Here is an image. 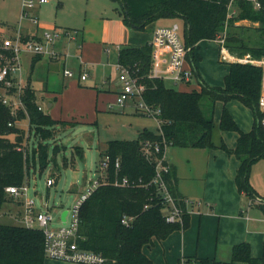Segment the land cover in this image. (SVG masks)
Returning a JSON list of instances; mask_svg holds the SVG:
<instances>
[{"label":"trees","instance_id":"trees-1","mask_svg":"<svg viewBox=\"0 0 264 264\" xmlns=\"http://www.w3.org/2000/svg\"><path fill=\"white\" fill-rule=\"evenodd\" d=\"M128 28L143 30L158 19H180L182 40L188 49L186 58L192 72L199 79L195 67L196 50L201 40L219 41V47L239 57L264 58V0H111ZM235 4L236 15H229V7ZM239 21L257 23L245 27ZM257 35L250 42L247 33ZM118 68L125 69L138 85L143 87L142 102L151 109H158L156 131L142 129L136 139H112L105 143L100 158L108 156L104 169V181L99 180L79 210L77 247L101 255L108 264H153L142 247L153 240H164L176 230L186 229L189 213L179 193L175 168L169 164L167 171L156 177V159L165 148L219 149L232 154L237 161L234 184L239 193L246 195L264 215L263 201L249 184L251 165L264 159V132L258 109V96L262 69L251 63H227L223 86H209L199 81V90L179 91L167 88L161 77L152 76L151 45L125 46L118 50ZM236 99L253 113V124L244 132L237 125L225 106L222 107L218 128L221 132L234 131L233 148L220 140L213 141L214 105ZM22 106L11 113L10 107L0 103V209L13 202L5 188L20 187L29 173V163L38 164L42 172L49 163L48 143L54 139L57 126H75L74 123L56 121L39 109L35 91L27 84L21 88ZM27 120L25 131L16 125ZM10 123V125H9ZM10 136H13L11 139ZM33 139V143L30 140ZM151 144L150 155L144 154V144ZM155 145L158 151H155ZM17 147L21 149L18 150ZM54 145V154L60 149ZM75 155L82 159L81 147H75ZM100 160V161H101ZM118 161L119 166L114 163ZM66 165V164H65ZM122 179L126 184L121 185ZM180 210L181 221H165L162 187ZM127 220L124 224L122 220ZM44 236L41 230L24 225L0 223V264H44ZM199 264H264L260 257L251 254L250 245L240 242L232 245L227 261L196 259ZM192 264L193 259H188ZM181 264V263H179Z\"/></svg>","mask_w":264,"mask_h":264},{"label":"crops","instance_id":"crops-1","mask_svg":"<svg viewBox=\"0 0 264 264\" xmlns=\"http://www.w3.org/2000/svg\"><path fill=\"white\" fill-rule=\"evenodd\" d=\"M18 4L17 26L7 36L19 31L23 36L38 37L45 29L76 32L74 39L60 38L54 44L53 49L59 54L57 59L23 55L17 77L19 87L29 84L35 91L37 105L52 119L72 122L76 126L95 125L100 113L109 112L115 106L112 104L121 90L118 50L150 44L157 27L180 20L158 19L143 30H134L125 26L111 0H52L31 11L38 21L33 24L29 19H20V0ZM2 36L0 34V40L7 37ZM225 56L230 58L228 54ZM185 66L192 67L188 58ZM64 69L72 71L73 76H64ZM81 74H86L84 80L79 78ZM189 87L180 91L199 90L200 85ZM110 93H115V99L109 98ZM133 106L129 101L122 105L124 109ZM22 121L27 123V120ZM174 148L178 147L167 149L166 158L175 168L178 191L189 213V225L172 232L164 240H153L143 247V253L153 264L154 250L160 248L168 259H175V264L189 258L193 259V264H199L196 259H216L218 254L225 253L230 256L234 244L250 242L252 245L250 227L254 220L241 206L244 194L239 193L234 184L237 161L233 169L230 164L227 166L225 155L219 151L196 148H179L181 151H178ZM32 170L35 174L34 165ZM29 177L30 170L26 182ZM246 205L256 207L249 198ZM229 219L242 222L243 228L234 227Z\"/></svg>","mask_w":264,"mask_h":264},{"label":"rangeland","instance_id":"rangeland-1","mask_svg":"<svg viewBox=\"0 0 264 264\" xmlns=\"http://www.w3.org/2000/svg\"><path fill=\"white\" fill-rule=\"evenodd\" d=\"M84 1V0H82ZM19 4L18 0H0V34L2 37L9 35L12 28H16L18 21ZM237 8L235 4L229 7V15H236ZM177 24L182 30V21L177 20ZM23 24V23H22ZM237 24L245 27H256L257 23L248 21H239ZM250 42L257 40V35L247 33ZM219 41L201 40L196 51L195 67L199 79L192 72L190 84H173L166 77L163 78V83L167 88L175 90L190 89V85L199 87V81L211 86H223V76L227 72V63L230 62H251L258 59H251L249 55L239 57L236 54H231L225 48L219 47ZM223 49V50H222ZM228 54V59L225 55ZM228 60H227V59ZM189 68V67H187ZM191 70V67L189 68ZM192 71V70H191ZM120 86V85H119ZM192 90V89H191ZM110 99H115V93H110ZM128 102V101H127ZM131 109H124V107L115 105L109 112L100 113L97 117L95 125H78V126H57L54 139L47 141L48 143V165L39 171L38 164L35 165V174L32 170V162L29 163L30 177L27 179L28 189L27 197L34 200L35 208L38 210L48 209L53 217L50 224L51 229H57L62 226L60 221V214L62 211H67V219L70 220V211L76 199L82 194H85L88 189L92 187L95 181H104V170L99 166L100 152L105 148L107 141L112 139L118 140H133L136 139L138 133L146 128L150 131H156L158 120L152 115L142 113L136 107L137 101L132 98L129 100ZM225 106L237 125L244 132L251 129L253 124L252 111L241 104L236 99H230L225 104L217 101L214 105L213 116V141L218 143L222 140L228 148L234 146L236 139V132L225 131L221 132L218 128V121L222 107ZM124 109V110H123ZM18 121L16 125L26 132L28 124L26 121ZM12 139L13 136H10ZM33 139L30 143H33ZM58 145L59 151L54 154L53 147ZM81 147L83 151L82 159L78 158L74 152L75 147ZM171 148V147H170ZM173 148V147H172ZM181 151L179 148H174ZM225 155L227 166L230 164L234 169L236 159L232 154H227L222 150L213 149ZM187 151V150H186ZM66 164V165H65ZM54 177L55 183L47 187L46 179ZM249 184L255 189L258 195L264 198V159L255 161L249 171ZM248 197L241 195V206L247 209V214L254 221L250 230H252V245L249 243L251 253L254 257H260L263 253L264 245V216L262 212L255 206H247ZM168 205V203H167ZM171 207L169 206V208ZM164 209L167 213L168 210ZM244 210V209H243ZM22 216V201L14 200L2 205L0 209V223L7 225H21ZM229 222L237 228L242 227V222H234L229 219ZM143 250V247H142ZM216 260L227 261L229 259L228 253L218 254ZM154 264H175V259H168L167 254L164 255L163 249H155L153 259ZM44 264H79L75 262L58 260L45 257ZM181 264H189L188 259H185ZM193 264V262H192ZM234 264H245L243 262H235Z\"/></svg>","mask_w":264,"mask_h":264},{"label":"built area","instance_id":"built-area-1","mask_svg":"<svg viewBox=\"0 0 264 264\" xmlns=\"http://www.w3.org/2000/svg\"><path fill=\"white\" fill-rule=\"evenodd\" d=\"M52 0H20V19H29L33 24H37V18L31 15V11L36 7L47 4ZM177 23H172L168 26H159L153 32L151 45V70L152 76L166 77L174 84H189L192 71L185 66L186 54L188 49L185 48L182 40V30ZM76 37L75 31L45 29L40 36H23L19 31L14 35L7 36L0 40V103L10 107L11 113L22 106L20 101L21 88L18 84V74L22 65L21 58L23 55L31 56H46L51 59H57L59 54L53 49L54 44L60 38L72 40ZM223 50V49H222ZM254 65H258L262 69V78L260 91L258 96V109L261 114V127L264 132V58L254 61ZM241 63V62H240ZM246 63V62H242ZM251 63V62H248ZM252 64V63H251ZM118 79L121 83V90L116 95V104L124 105L132 98L136 99V107L142 113L149 115L158 114V109L147 107L141 100L143 87L138 85L128 72L123 68H118ZM63 75L66 77L73 76L69 69L63 70ZM81 80L86 78V74H81ZM39 109H41L39 107ZM155 118V117H154ZM10 125V123H9ZM151 144L146 142L143 150L145 155H150ZM155 151H158V146L155 145ZM20 150V147H17ZM165 148L160 158L156 159V177L153 182L160 179V172L167 171L169 163L166 158ZM109 162L108 156H104L100 161L99 166L104 170ZM118 167V161L114 163ZM55 183L54 177L46 179V186L50 187ZM98 181H95L90 189L85 194H82L76 199L70 211V220L65 215V220L62 226L57 229H51L50 224L53 217L48 209L38 210L35 208L34 200L27 197L28 184L25 181L22 186H8L5 188L6 193L13 200L22 201V216L21 223L25 227L39 229L44 236V256L47 258L65 260L79 264H108L106 260L99 254L79 249L77 247L76 238L78 237L79 210L83 202L90 195L92 190L97 186ZM121 185L126 184V179H122ZM163 198L168 205L164 212L165 221L176 222L181 221L180 210L174 206L172 199L162 187ZM264 204L263 201H257ZM186 203V202H185ZM127 224V220H122Z\"/></svg>","mask_w":264,"mask_h":264},{"label":"water","instance_id":"water-1","mask_svg":"<svg viewBox=\"0 0 264 264\" xmlns=\"http://www.w3.org/2000/svg\"><path fill=\"white\" fill-rule=\"evenodd\" d=\"M66 214H67V211H65V210L61 212L60 218H61L62 221L65 220V215Z\"/></svg>","mask_w":264,"mask_h":264}]
</instances>
